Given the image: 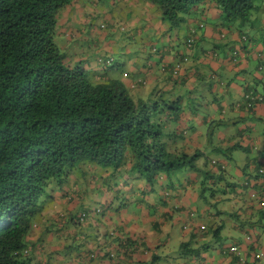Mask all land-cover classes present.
Returning <instances> with one entry per match:
<instances>
[{
  "label": "trees",
  "instance_id": "trees-1",
  "mask_svg": "<svg viewBox=\"0 0 264 264\" xmlns=\"http://www.w3.org/2000/svg\"><path fill=\"white\" fill-rule=\"evenodd\" d=\"M108 1L111 11L123 12V5L117 0ZM124 1L148 3L158 12L153 24L157 29L156 24H160L162 30L157 46L150 51L161 53L159 60L173 52L177 58L173 68L179 67L181 72L191 52H203L199 48L203 42L200 32L207 24L247 37L249 29V41H258V36L264 39V29L256 28V22L264 19V0ZM85 7L82 0H0V264L37 263L30 252L24 253L30 251L27 237L42 211L57 206L55 194L64 188L69 190L81 183L100 185L106 190L111 186L114 190L113 184L119 178L138 176L147 181L142 189L139 187L142 193L161 195L160 203L165 204L176 187L189 181L182 179V174L202 169L196 164L200 154L170 151L164 141L168 118L176 119V114L169 112L174 102L160 105L165 93L156 100H144L131 95L125 80L100 77L112 59L94 61L93 49L85 42L91 38L93 44L99 42L108 52L123 36L111 33L115 22L109 28L108 23H99V17L93 11H85ZM211 12L216 16L211 17ZM117 18L123 19L125 31L141 20L136 15L132 17V13ZM70 21L72 28L67 32L65 26ZM144 31L139 45L133 43L130 33L124 37L127 45L122 48L133 50L132 56H137L134 66L153 59V54L143 47ZM147 31L149 36L154 34L153 29ZM139 54L146 58L138 57ZM100 61L104 66L96 65ZM97 69L103 70L97 73ZM126 77L124 73L123 78ZM258 90L245 88L239 109L252 113L254 107L248 106L249 98L257 94L264 97V90ZM258 118L244 121V128L258 123L253 121ZM234 126L235 135L227 137L224 144L212 150L213 156L205 158L203 169L210 170L206 176L217 179L211 182V197L223 199L226 194L227 188L217 185L228 180L222 161H231L237 150H245L241 140H237L245 130L241 125ZM248 167L256 169L254 175L264 174V165L255 157L247 161ZM104 169L111 172L99 171ZM137 183L126 182L125 186L138 188ZM185 209L165 213L190 218V211ZM192 215L199 216L195 211ZM194 236L192 233L189 242ZM137 241L140 238L131 236L127 246H134ZM193 253L198 254L199 250Z\"/></svg>",
  "mask_w": 264,
  "mask_h": 264
},
{
  "label": "crops",
  "instance_id": "crops-1",
  "mask_svg": "<svg viewBox=\"0 0 264 264\" xmlns=\"http://www.w3.org/2000/svg\"><path fill=\"white\" fill-rule=\"evenodd\" d=\"M209 15L211 17L216 16L214 12L209 13ZM148 33L150 32L147 31ZM147 34L145 35L149 36ZM200 34L202 43L207 42L214 35L220 37L222 48L218 51V58L217 56L211 57V53L214 52L210 51L206 52L204 50L202 53L200 51L191 52L189 61L184 65L183 71H180L181 76L177 80L172 79L169 73L170 68L173 67L177 60L176 57H172L171 53H169L171 55L169 59L170 67L167 68L165 74L160 70L163 65L162 60H159L160 58H153L154 60L152 59L151 61H139V66L136 67V70L139 68V71L137 70L136 72L137 74L139 73V79L147 80V84L153 86L152 89L159 88V92L165 93V88H168L170 92L172 91L176 81H179L181 87L186 85L184 90H187V87H191L187 80L198 72L199 65H213L218 70L221 65L226 66L222 73L227 79L226 90H220L219 92L214 90L215 92L211 94L212 99H210V102L216 104L215 111L208 110V113L214 117L216 109L222 107L221 109L225 110L223 117L212 121L216 124L213 128L214 131L218 132V145L224 144L227 137L231 139L235 135L234 125L240 123L241 128H244V121L259 117L257 120H253L258 123L252 124V127L244 128L245 131L242 135L249 136L251 140L249 146L245 150H237L232 155L231 161L234 162L231 169L233 173H239L238 181H234L230 169L227 176L228 180L223 179L222 182L223 186L228 190L226 193L234 195L233 200L228 203L225 201L229 197L222 199L215 195L212 198L214 201L210 202L198 192V177L190 176L187 178L189 179L188 182L184 181V185L181 184L172 191L168 203L165 202L166 205L160 203L161 195L156 194L155 196V194L149 195L146 193L147 197L139 199V201L130 200L127 205L123 206L126 214L125 217L122 216L119 219L122 208L120 207L116 212L113 211L112 206L115 195L112 196L114 190L109 186V190L105 189V192H94L95 194H102V205L104 204L106 208L100 214L91 215V213V216H89L92 218L91 222L96 226V237H93L91 232L86 233L90 223L87 224L82 229L83 233H80V243L78 245L71 244L70 251L61 258L58 255L62 249L63 251L65 250V245L69 243L71 233L77 235L78 230L72 231L68 227H62V230L58 231L62 220H59V216L55 213L58 209L62 210V208L58 204L61 201H57L56 207L47 209L48 213L46 216L48 217H45V220L41 222L43 231H35V224L27 237L30 247L31 245L36 246L39 241L41 245L39 252L43 246L46 255L54 258L51 264H59V262L61 264H132L133 262L137 264H242L236 261L235 255L223 253L222 250H212L210 252L209 246V248H204L197 255H185L188 250L185 246L186 242L192 247H197L210 240L207 233L204 235L206 238H202L201 233L196 228L207 225L208 220L205 217L211 214L212 218L210 219L220 220V224L223 225L222 230L232 238L230 245H235L234 243L240 244V250L242 254H245L246 261H248L246 264H264V251H262L264 249V241L260 239L258 234V231H261V234L264 235V207H260L257 201L258 192H261V188L264 189V174L254 175L256 169L253 167L247 168V161L254 157L259 164L264 165V140L262 138V133H264V104L257 105L252 113L236 107V104L242 98L245 88L256 87L257 90L259 89L258 91L264 90V52L260 50L258 41H249L248 37V42H243L240 38L241 34H231L221 28H215L214 25L207 24ZM234 48L238 51V60L235 63V65L238 63L237 70L231 68L232 66L230 65V50ZM138 57L146 58L145 54H139ZM225 63L227 64L225 65ZM159 64L160 66H158ZM198 87L205 89L206 84L199 82ZM207 90H209V87ZM179 91L181 93L182 88ZM186 114V118L190 122H196L195 126L198 127L197 132L200 134L198 141L189 139V132L183 125V119H180L179 116L170 122L168 132L172 134L177 130V134L173 138L175 140L181 135L187 136L181 146L186 151H189L188 149L204 146L206 137L204 132L202 133L203 123L201 119L192 116L193 114L190 111H186ZM242 135L238 136L237 140ZM252 145L257 148L256 152L254 151L255 147L249 149ZM200 164L203 165V162L201 161ZM205 172V170L201 171V173ZM202 175L200 174V176ZM129 190L133 191L130 188ZM162 191L160 190V192ZM132 193L134 194V192ZM55 199H63L70 203L75 201L67 197L65 191L56 193ZM177 208L195 211L198 215H202V218H199V216L191 222L184 214L171 216L165 213L167 210L171 211ZM212 210H215V213L218 211L219 214H223L224 210H237V215H240V218H243L246 223L243 224L239 218L235 219L229 215L223 219L216 218L219 214L215 217V213ZM201 211L204 212L202 213ZM103 220H108L107 227L103 226ZM187 226H190V228H185ZM257 226L260 227L258 228L259 230L255 229ZM98 229H102L99 235L97 233ZM227 229H233L235 232L240 233V236L230 234ZM250 229L255 230L254 232L251 231L255 235V242L259 240V248L256 250L247 233V230ZM192 233L195 236L189 242ZM131 236L134 239L140 238V241H137L134 246H127V239ZM219 240L222 241L221 238ZM83 241L84 244L82 243ZM226 247L227 245H223L221 248ZM31 249L33 248L31 247ZM90 252L95 253L96 256L94 258H86L87 253ZM66 256L68 260H66ZM153 257L155 258L153 259Z\"/></svg>",
  "mask_w": 264,
  "mask_h": 264
},
{
  "label": "rangeland",
  "instance_id": "rangeland-1",
  "mask_svg": "<svg viewBox=\"0 0 264 264\" xmlns=\"http://www.w3.org/2000/svg\"><path fill=\"white\" fill-rule=\"evenodd\" d=\"M119 3H121L123 5V12H117V9H113V11H111L110 9L112 8L110 2L108 0H82V2L85 4V11L90 12L93 11L92 13H95L96 17L99 21V23L101 22H106L109 24V28H111L112 22H115V26L116 28L113 30L112 32L115 37H119V36H123L120 41L117 43V45L107 51L103 50V45L100 44L99 42H95L94 44L92 43V39L90 38L89 42H85V45L87 47H90L91 50L93 49V53L95 54V57L93 60L96 61L99 58H101V60H107V59H112V61L109 63L110 65L107 66L100 61V63L96 64L98 65H102L106 68V71L101 73L103 69H97V73H101L100 77H104L106 78L111 77V78H116V79H121L124 82V78H123V74L127 73L128 75H131L132 77H135L137 72H136V67L137 65L139 66V62H136V66H134V61H136V55L132 56V54H134L133 50H131L129 52V50H125L124 48H122V45H127L124 44L123 42H125V38L126 35H129V37L133 38V43H135L136 45H139V40L141 39V33L144 31L143 34H147V29H153L155 36H153L154 34H152L149 37H145L144 35V39H143V43H144V48L146 51H150L152 46H157V42H158V38H160V34L159 32L162 30V26L160 24H156L158 25L159 29H157L154 26V21L157 20V11H153L152 7H150V4L145 3V4H141L140 2L137 4V2H125L124 0H117ZM94 2V3H93ZM264 5V4H263ZM127 13H132V17L133 16H138L139 19H141L140 21L137 20V23H133V25H131L129 28H127V30L125 31V27L123 25V19H119L117 18L118 15H126ZM82 16V15H81ZM79 15V18L81 17ZM130 19V18H129ZM135 19V18H134ZM136 20V19H135ZM130 21V20H128ZM107 26V25H106ZM114 26V25H113ZM249 26H252V23L249 24ZM72 28V21H70L69 23L66 24L65 26V30L68 29L67 32H70V29ZM107 28V30L109 29ZM256 28L263 30L264 29V19L261 20V22H256ZM64 30V29H63ZM123 30L125 32H123ZM251 30L248 29V37L251 38L252 37V33L250 32ZM101 31L99 30L96 34L98 36V34ZM262 33L264 34V31H262ZM262 34V35H263ZM140 37V38H139ZM248 42V41H247ZM258 43L260 46V50L264 52V39H262L261 36H258ZM221 39L219 36H212L207 42L202 43L199 48L204 51V50H209L210 52H214L211 53V57H216L218 58V51L221 50ZM124 49V50H123ZM216 52V53H215ZM136 53H139V51H137ZM151 55L153 54L152 51L149 52ZM161 55V53H154L152 55V58H159ZM172 57H174V53L171 52ZM171 55L168 53L165 56H163L162 58V64L166 67L169 68L170 64H169V59L171 57ZM92 58V57H90ZM93 61V63H94ZM84 63H89L88 61H83ZM215 62V60H214ZM213 63V62H212ZM231 64V68L233 69H238L237 64L235 65V63L233 62V59L230 62ZM227 63H225L226 65ZM160 66V64L158 65ZM226 66L221 65V67L216 68L213 65H199L198 68V72L192 76H190L188 78V84L191 85V87H187V90H184V85L183 87L180 86L179 81H176L175 84L172 87V91L170 92V90L168 88H165V94H167L168 96L166 98L169 99L170 102H174V105L171 107L172 111L169 112H173L174 114H176L177 116L180 117V119H183V125L187 128V131L189 132V139H192L194 141H198L199 139V133L197 132L198 127L195 126L196 122H190L189 119H187V114L186 111H190L192 112V116L194 117H199L203 123V130L202 133L204 131H209L211 129H213V127L216 125L215 123H213L212 121L215 119H219L221 117H223V113L225 110L219 108L216 109V115L215 117L212 114L208 113V110H212L215 111V103L210 102V99H212L211 94H213L216 90L217 92H219L220 90L225 91L226 90V83H227V79L222 75V73L224 72V68ZM179 67H175L173 68V72H178ZM139 71V68L137 69ZM169 73H171V70L169 71ZM180 73V71L178 72ZM139 80L136 81H129L127 78H125V83L131 88L130 92L132 95H139V96H143L147 93H149V91L152 89L153 86L148 85V84H142L141 86H139L138 84ZM199 82H203L204 85L206 84L205 89H202L199 86ZM209 87V90H207V88ZM180 88H182V91L180 93ZM158 92L160 91L159 88H157ZM147 100H151V99H147ZM166 101L164 98H162V101L160 102V105L163 104V102ZM241 124L238 123L236 124V126H240ZM187 138V136L185 135H181L180 136V144L185 142V139ZM211 144L210 145H206V147L208 148H203L200 147L199 150L203 151L205 154V157L210 158V155L212 154L213 156V152L212 150L218 146V132L214 131L213 136H211ZM170 146V144L168 145ZM234 162V161H233ZM201 160L199 161V168L201 167ZM222 163L225 165V172L228 174L230 172V169L233 168L232 165L233 163L231 161H227L224 160L222 161ZM211 165V164H210ZM186 168V167H185ZM185 173V171L183 172ZM201 170L198 171H186L185 175L182 174V176L184 175V177L182 179H187L190 176H197L199 181L201 180L200 176ZM238 175L239 173H233L232 169H231V176L234 179V181H238ZM112 180V178H111ZM112 182V181H111ZM137 182H133L132 184H136ZM146 183V182H145ZM79 186H74L75 189L70 190L69 195H71V198L74 199L75 201L70 203L68 201H64L63 199H57L56 201H61L59 203L60 207L62 208V213L64 214V218L61 221V226L59 227L58 231L62 230V227H68L70 228L72 231L78 230L77 235L74 233H71V238H69V243H67L65 245V250L60 252V254L58 255L60 258L64 257L69 251H70V245L71 244H75L78 245L81 241L80 238V233H83L82 229L85 228L87 226V224H89V226L87 227V232H91L93 237H96V226L93 224V222H91L92 218L87 217L86 219H84L83 221H79V215L80 213L83 211L87 214H91L93 212V210L96 207H103L102 205V194H95L94 190L95 189H100V190H104L105 188H101L100 185H84L86 188H84V186L80 184H78ZM199 185V183H198ZM117 186V190H121L118 194H117V198H115L113 200V206L112 209L113 211H117V209L120 207V202L122 203L123 206L127 205L131 199L135 198L134 195L131 194V191L129 189H127L125 186V183L122 184L123 188H121L120 186V179L116 181L115 185ZM200 186V185H199ZM73 186H70V188H72ZM67 189V188H64ZM116 191V190H114ZM133 191H137V190H133ZM129 192V193H127ZM145 196H147L146 193H136V200L139 201V199H143ZM156 196V194H155ZM206 197L208 199H210V193L206 192ZM263 198H259L258 200H262ZM122 208L121 214L119 219L123 216L125 217L126 214V210ZM48 213V210H46V208L42 211V216L39 217V222L36 224V226H34L35 231L39 232V231H43V228L41 227V222L43 220H45L44 218L48 217L46 216ZM57 214V216H62L61 214V210L58 209L57 212L55 213ZM129 214V213H127ZM131 216V215H130ZM118 219V221H120ZM107 221L108 220H103V226L107 227ZM228 223V222H227ZM35 225V224H34ZM36 227V228H35ZM258 228H260L259 226H257L255 229L259 230ZM51 229H53L51 227ZM223 231V232H222ZM222 243H215L212 244V247L209 249L210 252H212V250H220V248L223 245H230L232 238H230L228 236V233H226L224 230H222ZM102 232V229H98L97 233L98 235ZM227 232H230V234L232 235H236V236H240V233L235 232L233 229L228 230ZM258 234L260 235V239L264 241V235L261 234V231H258ZM257 243H259V240H256ZM84 244V241L82 242ZM256 244V243H254ZM253 244V245H254ZM254 247H256V245H254ZM34 249V248H33ZM34 252L31 254L33 256V259L36 260L35 262H37L36 264H51L53 263V259L52 257H49V255H46L45 253V249L42 246L39 254H36L39 250H37L36 248L33 250ZM262 251H264V249H262ZM242 254V252H241ZM66 260H68V257L66 256ZM59 264H61V262H59Z\"/></svg>",
  "mask_w": 264,
  "mask_h": 264
},
{
  "label": "clouds",
  "instance_id": "clouds-1",
  "mask_svg": "<svg viewBox=\"0 0 264 264\" xmlns=\"http://www.w3.org/2000/svg\"><path fill=\"white\" fill-rule=\"evenodd\" d=\"M240 38H241V41H243V42H247L248 41V37L247 36H243V35H241L240 36ZM230 55H231V60L233 59V62L234 63H236L237 62V60H238V51L234 48V49H231L230 50ZM175 65V64H174ZM174 65H173V67H174ZM173 67L172 68H170V70H171V73H170V75H171V78L172 79H174V80H177L176 78H177V76L178 75H180V73H178V72H173ZM261 69H262V67H261ZM160 70H161V72L163 73V74H165L166 72H167V68L164 66V65H162L161 67H160ZM126 75H127V79L129 80V81H136V80H139L138 81V85L139 86H141L142 84H147V80H143V79H139V73L137 74V76H135V77H132L131 75H128L127 73H125ZM125 80V79H124ZM126 84V83H125ZM158 86V85H157ZM126 87L128 88V90H129V92H130V87L126 84ZM155 91V92H154ZM131 93V92H130ZM163 93L164 92H158V90H157V88H155V89H152L151 91H149V94H148V96H146L147 94H145V95H143V96H139V95H134V96H139V97H141L142 99H144V100H147V99H153V100H156V99H158V98H160L162 95H163ZM243 94H244V92H243ZM243 94H242V97H243ZM132 95V94H131ZM167 97V95L165 94L162 98H164L166 101H168V102H170L169 101V99L168 98H166ZM161 98V99H162ZM244 98L245 99H247L248 98V95L247 94H245L244 95ZM249 100L251 101V102H249L248 103V106H250V107H256L257 105H259V104H264V97L263 96H261V94H257L256 96H253V97H251V98H249ZM242 104H243V101L242 100H240L237 104H236V107H240V106H242ZM174 105V104H173ZM172 105V106H173ZM234 108V107H233ZM236 109V108H235ZM237 109H239V108H237ZM247 111V110H246ZM248 112V111H247ZM176 117H177V115H176ZM167 124H166V133L168 134V136L167 137H165L164 138V141H165V143L167 144V146L170 144V146H168L169 147V150L170 151H173V150H175V151H178V150H181V151H184V153L185 154H187V155H192V154H194V153H198V154H200L201 155V157L197 160V162H196V164H197V166H199V160H201L202 162H203V165H204V162H205V154H204V152L203 151H201V150H199V146L198 147H195V148H191V149H188L189 151H186L185 150V148L184 147H182L181 146V144H180V136H179V138L177 139V140H175V139H173L175 136H176V134H177V130H175L172 134H170V133H168V125L170 124V122H172V119H171V121H169V118H168V120H167ZM213 132H214V128L213 129H211V130H209V131H204V134H205V137H206V144L204 145V146H201L202 147V149L203 148H208V147H206V145H210L211 144V136L213 135ZM240 140H241V143H243V146H245V148L246 147H248V145L251 143V140H250V138H249V136H246V135H242L240 138H239ZM252 146H254V145H252ZM203 165H201V167L200 168H202V169H200L201 171H203L204 169H203ZM106 169H104V171H102V170H99L101 173H106V172H111L110 170H106ZM224 170H226L225 168H224ZM206 171H210L209 170V167H208V170H206ZM193 172V171H192ZM261 172H263V170L261 171ZM203 175H202V177H201V180L199 181V185H198V192L200 193V194H202L203 195V197L205 198V199H207V200H209L210 202H213L214 200L212 199V198H214V197H211V190H210V188H211V182L212 181H217V179H213L212 180V175H210V177H209V174H207V176H206V174L205 173H202ZM206 176V177H205ZM184 177V175L182 176V178ZM125 179H122V178H119L120 179V187L121 188H123V186H122V184H124L125 183V185H126V182H128V183H130V182H135L137 179H139V180H137V181H139V183H137L138 185V188H135L134 186H131V188L130 189H133V190H137V191H131V194L132 195H134L135 196V198H133V199H131L132 201H134V200H136V193H139L140 191H141V189L143 188V184L145 183V182H147V181H145L144 179H140L138 176H130V177H124ZM136 181V182H137ZM184 181H183V185H184ZM115 184H113V186H114ZM217 185H223L222 184V182H220V183H218ZM216 185V186H217ZM141 189H140V188ZM113 188V187H112ZM127 188V187H126ZM177 188V187H176ZM72 189H75V187L73 186L72 188H69V190H72ZM127 189H129V188H127ZM68 189H65L64 191H65V195L67 196V197H69L70 199H72L71 198V195H69V193H68V191H69ZM114 190H116V191H114L113 192V195L112 196H114L115 195V197L114 198H117V194L120 192L119 190H117V186H114ZM158 190H162V189H158ZM105 192L104 190H99V191H97V192ZM226 191H228V190H226ZM95 192V191H94ZM132 192H134V194L132 193ZM206 192H209L210 193V199H208L207 197H206ZM127 193H129V192H127ZM258 197H257V201H258V205L260 206V207H264V191H261V192H258ZM149 195H151V194H149ZM148 196V195H147ZM147 196H145V197H147ZM225 197H229L228 198V200H226L225 202H231L232 200H233V198H234V195L233 194H225V196L223 197V198H225ZM263 198L262 200H258L259 198ZM120 207H123V205H122V203L120 202ZM119 207V208H120ZM118 208V209H119ZM104 209V211L106 210V208H105V205L103 204V207L101 208V207H98V208H95L94 210H93V212H92V214L91 215H94V214H100L101 212H102V210ZM117 209V210H118ZM178 209H181V208H178ZM202 213L204 212V211H201ZM212 212L213 213H215V210H212ZM237 210H224V213L223 214H219V212L217 211V213H215V217H216V215L217 214H219L216 218H221V219H223L224 217H228V215L229 216H231V217H233V218H235V219H240V221L244 224V223H246L245 221H244V219L243 218H240V215L238 216L237 215ZM90 214H87V213H85V212H81L80 213V215H79V221H83L84 219H86L87 217H89V216H91ZM199 216H201V218H202V215H200L199 214ZM198 216V217H199ZM188 217H190L189 219H190V221L191 222H193V219L195 218V217H193V215H192V211H190L189 212V214H188ZM60 218H61V220L63 219V215L62 216H60ZM210 218H212V214L210 215V216H207V217H205V219H207L208 221H207V225L205 224L204 226H201V227H198V228H196L198 231H199V233H201V235H202V238H206L204 235L207 233L209 236L208 237H210V240H208V241H206L205 243H203V244H201V245H199V246H197V247H192V246H190V245H188V246H186V248H188V250L185 252V255H191V256H193V255H197V254H194L193 253V251L194 250H199V253L201 252V251H203L204 250V248H207L208 246L211 248L212 247V244H215V243H222V241L221 240H219L220 238L221 239H223L222 238V229H223V225H221L220 224V220H217V221H215L214 219L212 220V219H210ZM236 225V224H235ZM185 228H190V226H187V227H185ZM251 231L252 232H254L255 230H247V233L249 234H247L250 238H251V240H252V244H254V243H256V244H254V245H256V247H254V245H253V247L255 248V250L256 249H258L259 247V243H257V242H255V239H254V236L255 235H253L252 233H251ZM217 232H219L218 234H217ZM217 234V235H216ZM219 236V237H218ZM214 237H215V239H217V240H215L214 239ZM244 239H245V237H244ZM235 245H227V247L226 248H220V250H222L223 251V253H229V254H232V255H235L236 256V261H238L239 263H242V264H246V263H248V261H246V256H245V254H241V250H240V244H236V243H234ZM32 248H36L37 250H39V248L41 247V245L39 244V241H38V243H37V245L36 246H31ZM31 247H28L27 249L28 250H30V251H24V253L26 254V253H28V252H30L31 254L34 252L33 250L34 249H31ZM208 247V248H209ZM39 252V251H38ZM38 252L36 253V254H38ZM198 253V254H199ZM112 255V254H111ZM96 256V254L95 253H93V252H90V253H87V255H86V258L87 257H91V258H94Z\"/></svg>",
  "mask_w": 264,
  "mask_h": 264
}]
</instances>
